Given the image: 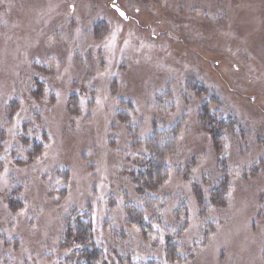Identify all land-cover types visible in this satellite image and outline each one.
Listing matches in <instances>:
<instances>
[{"label":"rangeland","instance_id":"1","mask_svg":"<svg viewBox=\"0 0 264 264\" xmlns=\"http://www.w3.org/2000/svg\"><path fill=\"white\" fill-rule=\"evenodd\" d=\"M0 264H264V0H0Z\"/></svg>","mask_w":264,"mask_h":264},{"label":"trees","instance_id":"2","mask_svg":"<svg viewBox=\"0 0 264 264\" xmlns=\"http://www.w3.org/2000/svg\"><path fill=\"white\" fill-rule=\"evenodd\" d=\"M89 221L84 220L81 217H77L74 224L68 229L66 236L69 237L70 235H73L70 236L73 241L79 242L80 244L92 245L94 239L92 238L90 224L88 223ZM91 239L92 242L88 243ZM94 253L95 249L89 252L91 257Z\"/></svg>","mask_w":264,"mask_h":264},{"label":"snow or ice","instance_id":"3","mask_svg":"<svg viewBox=\"0 0 264 264\" xmlns=\"http://www.w3.org/2000/svg\"><path fill=\"white\" fill-rule=\"evenodd\" d=\"M121 15H123V13H121Z\"/></svg>","mask_w":264,"mask_h":264}]
</instances>
